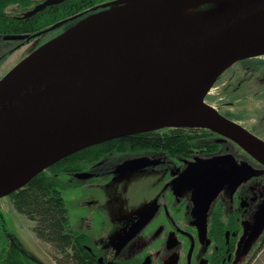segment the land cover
<instances>
[{
	"label": "water",
	"instance_id": "1",
	"mask_svg": "<svg viewBox=\"0 0 264 264\" xmlns=\"http://www.w3.org/2000/svg\"><path fill=\"white\" fill-rule=\"evenodd\" d=\"M59 1L62 0H47L29 14ZM130 1L120 0L109 8L88 15L24 57L0 80V153L28 139L46 137L51 140L21 160L8 176L0 180V198L8 196L36 174L81 149L125 135L174 126L207 127L241 145L243 142L264 150L263 139L216 109L214 116L219 128L214 124H184L200 111L224 72L243 59L264 54L261 52L264 49V0L200 4L191 12L196 15L213 12V15L183 38L163 44L157 52H146L143 46L145 32L125 22H106L74 32L82 21L92 15ZM112 31L128 34L133 40V49L138 52L156 54L168 51L171 58L186 65L187 72L173 80L121 94L63 101L46 97L18 99L8 96L15 84L27 72L39 66L52 49L63 46L66 55H74L82 47H91L93 39L107 37L102 35ZM10 73V78L4 82ZM229 158L232 156L217 157L212 167L198 160L190 164L186 174L200 167L204 172H215L212 180L221 178L226 174L220 173L222 169L217 163L229 161ZM142 161H125L117 172L139 169L143 167ZM25 174L28 177L22 180ZM76 175L84 177L88 174L80 172ZM204 175L198 174L203 183L207 177ZM152 208L142 222L151 214Z\"/></svg>",
	"mask_w": 264,
	"mask_h": 264
},
{
	"label": "flooded vegetation",
	"instance_id": "2",
	"mask_svg": "<svg viewBox=\"0 0 264 264\" xmlns=\"http://www.w3.org/2000/svg\"><path fill=\"white\" fill-rule=\"evenodd\" d=\"M46 1L0 0V13L14 23L13 30L0 32V72L22 49L27 54L17 63L68 29L67 14L55 21L47 19L52 8L63 10L68 5L82 3V0H62L29 14ZM119 1L90 0L81 7L88 10L101 5L112 6ZM250 131L264 140L263 135ZM213 140L217 141L216 148L211 150L206 146L186 156L171 155L162 149H115L83 163L82 169L74 174L79 183L77 187L85 183H106L132 171L147 170L163 175L148 207L116 225L115 229L120 232L117 238L108 236L113 226L104 208L105 219L97 229L99 238H92L81 230L90 237L91 245L86 248L99 264H245L244 247L246 238L252 236V217L261 204L264 205V163L232 138L217 134ZM227 155L232 156L229 161L217 163L222 169L220 173L226 174L221 178L212 180L215 172H204L200 167L186 174L191 163L201 160L212 167L217 157ZM133 159H143V167L117 172L121 164ZM80 172L88 175L78 177L76 174ZM198 174L207 175H204V183ZM151 207V214L142 222ZM247 224L250 227L246 238L242 239Z\"/></svg>",
	"mask_w": 264,
	"mask_h": 264
},
{
	"label": "bare ground",
	"instance_id": "3",
	"mask_svg": "<svg viewBox=\"0 0 264 264\" xmlns=\"http://www.w3.org/2000/svg\"><path fill=\"white\" fill-rule=\"evenodd\" d=\"M237 0H131L129 3L94 14L75 29L106 22H125L142 29L146 52H157L170 40L183 38L196 30L213 12L192 14L191 10L206 2ZM103 38H95L91 47H82L77 54L66 55L58 46L47 53L45 60L27 72L8 92L18 99L46 97L71 100L90 96H104L149 88L178 78L187 67L168 51L145 54L133 49V40L126 33L112 31ZM264 53V49L261 51ZM8 74L4 82L8 80ZM215 108L208 102L185 125L214 124ZM51 140L32 138L7 148L0 153V180L8 176L17 164ZM242 146L258 161L264 163V150L242 142ZM25 174L22 180H26Z\"/></svg>",
	"mask_w": 264,
	"mask_h": 264
},
{
	"label": "trees",
	"instance_id": "4",
	"mask_svg": "<svg viewBox=\"0 0 264 264\" xmlns=\"http://www.w3.org/2000/svg\"><path fill=\"white\" fill-rule=\"evenodd\" d=\"M81 2L77 6L68 5L63 10L52 8L47 19L55 21L57 17L67 14L66 28H70L88 15L110 7L101 5L87 10L81 5L88 4L90 0ZM35 23H38L37 20ZM13 29L14 23L0 13V32ZM235 66L237 67L233 65L228 69L230 78L217 92L225 103L224 107H220V112L264 136V106L259 110L248 108L251 100H264V54L243 59ZM5 74L4 71L0 72V80ZM216 96L210 94L206 101L213 103ZM228 105L237 110L227 108ZM250 120H255L256 123L249 125ZM217 134L219 133L203 126H174L113 138L60 159L7 197L18 213L35 223V235L52 247V257L57 264H99L86 248V245H91L88 234L72 225L63 195L64 189L79 185L74 174L82 169L83 163L97 159L104 151L115 149H162L171 155L186 156L206 146L211 150L216 148L218 144L213 138ZM10 241L6 216L0 207V259L6 256Z\"/></svg>",
	"mask_w": 264,
	"mask_h": 264
},
{
	"label": "rangeland",
	"instance_id": "5",
	"mask_svg": "<svg viewBox=\"0 0 264 264\" xmlns=\"http://www.w3.org/2000/svg\"><path fill=\"white\" fill-rule=\"evenodd\" d=\"M191 13L194 15L195 12L192 11ZM23 50L20 55L17 53L8 60L10 64L9 66L4 65V73L10 71L27 54ZM230 75L229 72L225 73L221 81L217 82L212 88L209 95L216 96L221 85L227 82ZM211 104L218 111H220V107L225 106L220 95L214 97ZM248 104L250 110L254 108L259 110L264 106V100L254 99ZM227 108L237 110L231 105H228ZM250 117L254 118L255 116ZM248 123L252 125L256 121L250 120ZM245 151L247 150L245 149ZM162 177L163 175L160 172L132 171L119 174L106 183H85L79 187L64 189L63 195L70 212L72 225L85 231L92 238H99L97 229L101 221L105 219V214L102 211L104 208L109 224L113 226L111 234H108V236L110 239L117 238L120 232L115 229L116 225L119 226L123 221L139 214L148 207L154 197L153 190L156 189L158 183H162ZM0 207L5 213L11 238L7 254L0 260V264H56L52 257V247L35 235L33 231L35 223L18 213L7 196L0 198ZM250 225L253 230L250 233L252 236L247 239L246 235ZM250 225H246L241 236L242 239L246 238L247 241L243 255L245 264H264L263 203L260 210L252 217Z\"/></svg>",
	"mask_w": 264,
	"mask_h": 264
}]
</instances>
